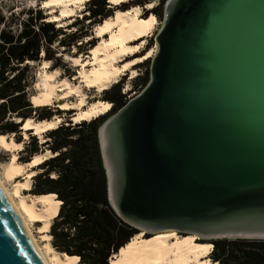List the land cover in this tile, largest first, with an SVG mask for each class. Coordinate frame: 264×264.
<instances>
[{
    "label": "water",
    "instance_id": "95a60500",
    "mask_svg": "<svg viewBox=\"0 0 264 264\" xmlns=\"http://www.w3.org/2000/svg\"><path fill=\"white\" fill-rule=\"evenodd\" d=\"M153 41L97 128L109 206L148 235L264 240V0H165ZM0 264H44L1 186Z\"/></svg>",
    "mask_w": 264,
    "mask_h": 264
},
{
    "label": "trees",
    "instance_id": "16d2710c",
    "mask_svg": "<svg viewBox=\"0 0 264 264\" xmlns=\"http://www.w3.org/2000/svg\"><path fill=\"white\" fill-rule=\"evenodd\" d=\"M151 1L128 0L115 8L124 10ZM164 1L158 0L157 5L149 9L159 19ZM84 4L88 14L76 19L73 26L84 20H89L88 24L93 26L111 14L107 0H87ZM28 13L17 32L6 25L0 15V134L13 135L17 142L22 140L20 126L25 118L50 119L53 114L64 111L31 104L28 91L32 80L31 63L54 59L53 67L57 66L59 56L52 55L50 46L57 42V47H68L87 36V29L81 33V28L65 34L61 27L55 26V21L46 20L41 8L29 9ZM142 16L146 17V12ZM62 34L65 37L59 38ZM92 41L88 44L92 45ZM151 44L150 38L146 48ZM147 68L142 75L135 77L133 87L141 89L146 83ZM127 98V94L121 92V83L112 84L102 98L112 103L107 112L78 122H72L67 116L56 127L44 132L43 142H38L37 136L30 134L20 150L25 156L17 158L28 162L40 150L48 149L52 153L36 166L40 171L32 176L29 192L49 195L56 204L49 227L50 243L56 251L73 257L72 264H109L111 255L138 233L122 222L107 202L106 179L96 136L99 124ZM145 235L144 239L151 238ZM210 244L212 249L208 257L214 264H264V240L215 239Z\"/></svg>",
    "mask_w": 264,
    "mask_h": 264
},
{
    "label": "bare ground",
    "instance_id": "6f19581e",
    "mask_svg": "<svg viewBox=\"0 0 264 264\" xmlns=\"http://www.w3.org/2000/svg\"><path fill=\"white\" fill-rule=\"evenodd\" d=\"M85 1L87 0H42V7L51 11L58 7V14L50 16L49 20H60L75 14ZM125 1L128 0H109V3L118 5ZM152 5L151 1L145 6L149 8ZM156 24L157 20L153 13H148L146 17L141 16L139 5L130 6L124 10L115 9L114 13L93 26V33L99 39L90 47L87 59L81 60L79 56L73 58V61L80 66L77 69L78 83H72L66 78L56 80L57 69L47 70L48 60H43L40 73L43 78L42 88L38 93L30 96L31 104L33 106L50 105L54 100L58 101L62 98L64 100L74 95L76 96L74 101H62L57 105L64 111L69 108L75 109L71 115L73 122L90 120L107 112L111 103L102 99L87 102L82 87H94L97 92H101L126 70H130L133 76L136 71L132 69V65L151 56L154 46L148 48L140 56L135 55L125 60L122 58L137 52L144 45L145 37ZM57 91L60 92L57 93ZM60 121L59 116L43 120L25 118L21 121V134L26 138L29 134L27 130H31L30 132L36 135L40 142L44 141L43 133L56 127ZM21 146V141L16 142L11 136L0 134V148L10 152L0 172V186L17 212L42 262L44 264H72L73 257H66L56 251L50 243L49 227L56 212V204L49 195L22 194V190L30 188L31 178L37 172L31 166L43 162L52 153L45 149L34 153L28 162H21L18 161L16 155V150H19ZM19 176L22 180L8 187L7 183ZM34 222H40L37 230L44 240L42 246L30 227ZM149 236L151 238L146 240L143 238V232L134 234L124 246L111 255L109 264H214L205 259L210 252L211 244L195 242L197 236L194 234L182 235L171 230Z\"/></svg>",
    "mask_w": 264,
    "mask_h": 264
},
{
    "label": "rangeland",
    "instance_id": "374dc122",
    "mask_svg": "<svg viewBox=\"0 0 264 264\" xmlns=\"http://www.w3.org/2000/svg\"><path fill=\"white\" fill-rule=\"evenodd\" d=\"M85 3V2H84ZM82 5V7L76 11L75 14H73L72 16H68V17H64L61 18L60 20H50V21H55L56 23V27H61L64 31L65 34L71 33L73 31H75L76 29H80L81 30L79 32L83 33L85 29H87V36H84L82 38H80L79 41H77L75 43V45H71L68 47H57V42L53 43L50 48L52 51V55L53 56H59V64L57 66H54L55 60L54 59H49L48 60V68L47 70H55L57 69L58 71V75H57V79L56 80H62L64 78L68 79L69 81H71L72 83H78L79 78L77 77V69L80 67L79 65H77V63H75L73 61L74 57H78L81 58V60L87 59V55L89 53L90 47L96 43V41H98V37H95L94 33H93V26H90L88 24L89 20H84L83 22L78 23L77 25H72L76 19H80L83 15H87L88 11L86 9V4ZM158 0H153L152 1V6L149 8L154 7L155 5H157ZM146 5V4H145ZM36 8H41L42 12L45 14L46 16V20H49L50 16L54 15V14H58V7L54 8V11H51L50 9L44 8L42 7V0H0V15L4 17L5 20V24L9 25L11 27V29L14 32H17L20 30L21 25L20 22L21 20L25 19L29 13V9H36ZM109 8L111 10V14L114 13L115 9V5H109ZM148 8V7H146ZM144 13V9H141V16ZM110 14V15H111ZM109 15V16H110ZM143 17V16H142ZM157 20V24L155 25L154 29L149 33L148 36L145 37V43L144 45L134 54L128 55V56H124L122 58V60L124 59H129L131 57H135V55H140L145 49L147 50L148 48H146V44L149 42V39L151 38V46L154 45V41H153V36L155 34L156 29L159 26V21L160 19L158 17H156ZM65 34H62L59 36V38H64ZM93 40V44H88V41ZM77 44H79V47H77ZM149 46V48L151 47ZM65 48V50H64ZM145 50V51H146ZM145 51L143 53H145ZM43 59L39 60L38 62H32L31 63V75H32V80H31V84L28 88L29 91V100H30V96L32 94H36L38 93L40 90V88H42V83H43V78L41 77V64H42ZM145 59H143L142 61L134 64V66L132 65V69H134L136 71V73L132 76L130 74V70H126L124 72V74L119 75L115 80L111 81L108 85V87L106 89H104L101 92H97L96 89L94 87H82L83 92L86 95V101L90 102L96 99H102L105 90L109 89V87L114 84V83H121V92H125L127 94V97H130L132 95H134L135 93H137L140 88L137 87H133V80L135 79V77L142 75L145 71V69L148 67V63H141L144 62ZM148 62V61H147ZM60 91H57V93H59ZM76 96L71 95L69 97H66L60 100H54V102H52V104L48 105L49 107L52 108V110L58 109L60 111H62V109L60 108H55V106L58 105V102H62V101H74L76 98ZM112 104V103H111ZM69 111H71L70 113H68ZM75 109H66L65 111H62L61 114V120H65L67 118V116L69 118H71V115L74 113ZM72 120V119H71ZM60 121V122H62ZM59 122V123H60ZM22 133V132H21ZM29 133L27 135L26 138H24L23 134H22V146L20 147L19 150H16V155L17 158L19 156H25V153H20V150L23 148L24 146V142H26L29 139V136H31ZM44 134V133H43ZM11 136V138L15 141L13 135H8ZM38 138V137H37ZM17 142V141H16ZM38 142H40V140L38 139ZM43 142V141H41ZM41 151V150H40ZM39 151V152H40ZM44 151V149L42 150ZM10 156V152L9 151H5L4 149L0 148V172L2 171V166L3 164L8 160ZM37 169L36 173H38L40 171V169ZM22 180V177H17L15 178L13 181H11L10 183H7L8 187H11L15 182ZM32 183L33 180L31 178V186L32 187ZM29 189L27 190H22V194L24 195H28V194H32L29 192ZM40 222H34L30 225L35 237L37 238L39 244L42 246L44 244V240L41 238V233L38 232V226H39ZM144 234V233H143ZM145 236H149L148 234ZM200 241L199 239L196 238L195 242ZM201 242V241H200ZM212 249V245L210 247V251ZM210 253V252H209ZM208 253V255H209ZM208 255L205 257V259L207 261H210V258L208 257Z\"/></svg>",
    "mask_w": 264,
    "mask_h": 264
},
{
    "label": "crops",
    "instance_id": "0c3cea01",
    "mask_svg": "<svg viewBox=\"0 0 264 264\" xmlns=\"http://www.w3.org/2000/svg\"><path fill=\"white\" fill-rule=\"evenodd\" d=\"M30 159H31V157H30Z\"/></svg>",
    "mask_w": 264,
    "mask_h": 264
}]
</instances>
